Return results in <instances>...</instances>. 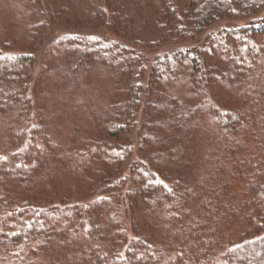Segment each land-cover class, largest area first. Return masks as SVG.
Masks as SVG:
<instances>
[{
  "label": "trees",
  "instance_id": "1",
  "mask_svg": "<svg viewBox=\"0 0 264 264\" xmlns=\"http://www.w3.org/2000/svg\"><path fill=\"white\" fill-rule=\"evenodd\" d=\"M63 3L33 92L0 0V264H264V0Z\"/></svg>",
  "mask_w": 264,
  "mask_h": 264
},
{
  "label": "rangeland",
  "instance_id": "2",
  "mask_svg": "<svg viewBox=\"0 0 264 264\" xmlns=\"http://www.w3.org/2000/svg\"><path fill=\"white\" fill-rule=\"evenodd\" d=\"M33 1L22 0L23 6L28 11L33 12L32 21L40 22L43 24L42 30L39 27H33V30L35 31L33 35V42L25 46V50H31V53L34 55V68L30 80L31 87L34 92L36 90L35 86L36 81L38 79V74H40L41 69H44L45 64L48 63L47 60L49 54L52 53L50 52L52 43L61 33L66 31L67 28L64 23L61 22V20L56 21L49 19L51 13L55 12L63 6L64 0H42L40 5L36 4ZM73 21L74 20H72L71 25H69V27L72 26ZM239 23L242 22L238 21L236 24ZM66 264H70V261H67Z\"/></svg>",
  "mask_w": 264,
  "mask_h": 264
}]
</instances>
